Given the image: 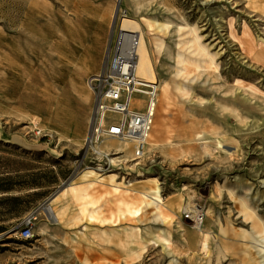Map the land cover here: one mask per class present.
<instances>
[{"label": "rangeland", "instance_id": "374dc122", "mask_svg": "<svg viewBox=\"0 0 264 264\" xmlns=\"http://www.w3.org/2000/svg\"><path fill=\"white\" fill-rule=\"evenodd\" d=\"M125 17L145 32L152 25L158 101L160 84L171 86L166 111L158 102L155 117L165 116V143L153 150L148 143L140 160L120 144L124 154H112L107 167L87 143L91 77L78 69L100 58L103 71ZM180 55L192 62L187 77ZM179 86L204 103L183 97ZM198 134L208 147L192 140ZM110 142L100 148L117 150ZM86 171L98 180L82 182ZM105 176L114 180L109 187ZM263 180L264 0H0V225L14 224L0 233V264H264ZM89 183L93 195H104L94 222L58 196ZM157 187L169 203L165 218L155 206L112 217L118 196L133 201ZM189 195L201 226L188 217ZM63 205L62 224L44 211ZM33 213V238L22 239Z\"/></svg>", "mask_w": 264, "mask_h": 264}, {"label": "built area", "instance_id": "2783aa9c", "mask_svg": "<svg viewBox=\"0 0 264 264\" xmlns=\"http://www.w3.org/2000/svg\"><path fill=\"white\" fill-rule=\"evenodd\" d=\"M138 64L139 56L135 44H126L118 38L109 55L107 66L99 75L89 80V86L94 93V108L87 143L94 156L100 157L107 167L111 165H108L107 160L112 154H124L121 150L108 152L101 149L100 145L108 141L128 145L133 160H140L146 154L157 113L158 84L142 80L137 75ZM98 170L104 172L103 169ZM195 210L196 213L186 211L188 217L201 226L204 215L197 208ZM36 220L35 213L24 220L20 231L22 239L33 238V225Z\"/></svg>", "mask_w": 264, "mask_h": 264}, {"label": "bare ground", "instance_id": "6f19581e", "mask_svg": "<svg viewBox=\"0 0 264 264\" xmlns=\"http://www.w3.org/2000/svg\"><path fill=\"white\" fill-rule=\"evenodd\" d=\"M147 27V32H145L142 28V25L137 20H134L129 17H125L121 20L120 27V35L119 40H122L126 44H135L137 54L139 56V64L137 68V75L144 80L146 83H157V69H156V62L153 59L152 53L150 52L147 36L150 35L152 32V25L149 22L145 23ZM204 51V50H203ZM205 53V51H204ZM181 68L179 70V73L181 76L187 77L189 76V73H187L186 65H192V62L185 58L184 56L180 55V61ZM210 63L214 66L215 70H218L217 63L210 59ZM239 84V80L236 82ZM238 86V85H237ZM179 90L182 92V96L185 98H191L189 101L193 103H199L203 104L204 99L198 98L196 96H192L190 91L187 88H183L182 86L178 87ZM237 89V88H236ZM170 90L171 86L169 83H161L160 84V96H159V113L162 110L163 114L166 111V106L168 105V102L170 101ZM239 91H243V88L240 86L238 87ZM244 93H248L247 91H244ZM166 132V121L165 116L160 115L158 116L156 122H154V126L152 129V132L149 136V146L151 150L158 148L162 144H164L165 140L163 139L164 133ZM192 140L201 141V145H203V148L208 147V138L206 137V134H198L197 137L192 138ZM216 146L218 149H221L223 147V143L225 142L224 137L222 139L216 138ZM110 146L115 147L117 150H121L122 146L119 142L112 141L110 142ZM128 146V145H126ZM124 147V146H123ZM97 174L94 171H86L85 177L89 176V174ZM264 184V180L262 181ZM94 183H89L82 186H76L71 185L67 188H64L58 196H61V198L66 199L70 198L71 201L79 206V214L81 216L87 217V220L89 222H94L98 219H101L103 216L102 208L99 207V204L101 202V199L104 195L101 196H95L93 195L90 190L94 188ZM119 191V188L113 189V191H110L108 195H111L113 193L117 194ZM56 197L59 198V197ZM189 204L186 207V210L192 213H196V208L192 203V195L188 196ZM140 202L143 204V206H135V203ZM164 198L159 193V189L154 188L153 191L150 194L143 193L142 196L137 197L135 200H130L128 198V193H125L124 195L118 196L112 203L114 206V212L112 215H117L118 218H125L127 216H139L141 214L143 207H150L155 206L156 207V215L159 218H165L166 214L161 209L162 206L168 205L169 203H166ZM110 201L108 200L105 204V206L110 205ZM68 208V205H63L59 209H55L52 206H48L44 209L46 214L49 218H51L54 222L58 224H62L65 220V213ZM106 222L111 221V218L104 219ZM264 239V237H262ZM140 256V253H136L135 257Z\"/></svg>", "mask_w": 264, "mask_h": 264}, {"label": "crops", "instance_id": "0c3cea01", "mask_svg": "<svg viewBox=\"0 0 264 264\" xmlns=\"http://www.w3.org/2000/svg\"><path fill=\"white\" fill-rule=\"evenodd\" d=\"M87 61L88 60H85V63H87ZM98 65H97V67H93L92 68V66H87L86 64H84L85 66L84 67H82V68H80V69H78V72H79V74H80V77H88V78H90V77H93V76H97V75H99L102 71H101V67H102V65H103V62H102V60L100 59V58H98ZM91 92H92V96H93V103H94V93H93V91H92V89H91ZM92 96L90 95V93H88V98L89 99H92ZM79 179L82 181V182H87V181H96V180H98L93 174H89V176H87V177H85V174L84 175H82V176H80L79 177ZM113 178H112V176H105L102 180H101V182L104 184V185H106L107 187H109L112 183H113ZM58 199L59 198H57V199H55V200H53V202H51V204H53V203H59L58 202ZM49 200L50 199H48V202H49ZM80 249H92L91 247H88V248H83V247H81ZM80 249H77L74 253L75 254H87V252H85V251H83V250H80ZM89 251V254L91 253V251L90 250H88Z\"/></svg>", "mask_w": 264, "mask_h": 264}, {"label": "trees", "instance_id": "16d2710c", "mask_svg": "<svg viewBox=\"0 0 264 264\" xmlns=\"http://www.w3.org/2000/svg\"><path fill=\"white\" fill-rule=\"evenodd\" d=\"M12 190V188H6V187H4V188H1V191H3V192H9V191H11ZM20 198L19 197H15V200H19ZM26 211V210H25ZM24 212V211H23ZM18 218H20V215L19 216H17V219ZM12 225H14V224H8V225H0V233H4V232H6L9 228H10V226H12Z\"/></svg>", "mask_w": 264, "mask_h": 264}, {"label": "water", "instance_id": "95a60500", "mask_svg": "<svg viewBox=\"0 0 264 264\" xmlns=\"http://www.w3.org/2000/svg\"><path fill=\"white\" fill-rule=\"evenodd\" d=\"M15 233V229L11 230L10 232H8V235L14 234Z\"/></svg>", "mask_w": 264, "mask_h": 264}]
</instances>
